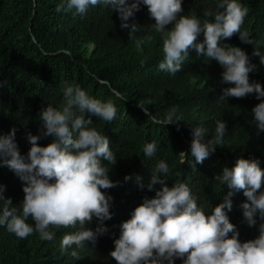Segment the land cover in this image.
Listing matches in <instances>:
<instances>
[{"label": "trees", "instance_id": "trees-1", "mask_svg": "<svg viewBox=\"0 0 264 264\" xmlns=\"http://www.w3.org/2000/svg\"><path fill=\"white\" fill-rule=\"evenodd\" d=\"M220 0H182V15L196 16L201 22L212 21L204 12L220 11ZM248 9L241 26L253 44L242 42L239 33L222 44L239 47L256 69L249 74L250 82L264 86V65L254 56L256 46L264 55V0H237ZM63 5L61 11L57 8ZM141 30L129 39L128 29H121L118 13L110 7H89L83 15L67 9V0H0V134H8L15 127L18 150L25 158L31 148L28 135L41 136V113L49 105L60 108L67 86L80 87L90 97L102 102L111 101L117 109L116 118L105 122L91 117L94 127L110 140V148L117 163L108 165L109 177L119 184L103 190L111 196L112 219L105 220L108 232L98 236L96 243L85 241L82 247L73 245L64 251L60 248L62 237L81 231L79 224L72 228H49L54 239L42 240L34 232L25 239L0 226V264H117L109 253L114 250V239L119 238L120 225L131 218L133 210L144 198H153L161 187L156 184L147 189L152 171L164 161L170 169L169 187L185 183L206 215L224 201L229 189L215 180L223 168H232L238 158L259 159L264 169V132L258 131L252 109L264 100L255 94L244 98L224 97L223 90L234 85L222 83L223 69L211 58L198 55L189 49L188 58L175 75L159 70L163 59L161 34L151 24L146 6L141 5L129 23ZM171 29L172 25L166 26ZM152 36V40L136 47L135 39ZM203 40V36L199 38ZM145 103L152 116L163 119L166 113L177 109L182 122L177 125L155 124L136 106ZM225 121L227 130L224 144L217 146L202 164L191 156L190 143L195 127L208 130L210 139L216 122ZM51 137L41 138L46 146ZM155 143L157 151L146 157L143 148ZM185 152L186 157L180 153ZM102 163L107 165V161ZM192 164H195L193 169ZM164 178V174H160ZM125 176L131 177L125 180ZM142 178L141 188L136 178ZM0 185L5 198L21 212L24 198L23 182L6 166H0ZM261 191H264L262 187ZM232 210L225 211L239 232L243 243L259 236V226L264 223L257 214L256 225L248 226L240 205L246 202L242 192H235ZM33 223L31 218L27 221ZM94 217L87 229L95 230ZM231 235V234H229ZM76 251L78 257L71 252ZM174 264H182L176 259Z\"/></svg>", "mask_w": 264, "mask_h": 264}, {"label": "clouds", "instance_id": "clouds-1", "mask_svg": "<svg viewBox=\"0 0 264 264\" xmlns=\"http://www.w3.org/2000/svg\"><path fill=\"white\" fill-rule=\"evenodd\" d=\"M110 7L118 13L121 29H128L129 39H133L141 30L136 23H129L140 6L147 8L151 28L161 34L163 59L159 70L175 75L182 69L188 58L189 49H195L198 55L214 59L223 69L222 83L234 85L223 90L224 97L244 98L255 94L256 99L264 98V86L250 82L249 74L256 69L250 63L247 54L239 47L222 44L239 33L242 42L253 44L247 33L241 32V26L248 9L237 0H220L218 9L206 10L203 23L196 16L182 15V0H67V9H75L83 15L89 7ZM63 5L57 8L61 11ZM172 25L169 30L166 26ZM203 36L201 41L199 38ZM152 40V36L135 39L136 47ZM254 56L264 65V55L259 46ZM64 103L57 108L49 105L41 113L43 132L41 136L28 135L31 148L25 158L18 150L15 137L17 129L11 128L8 134H0V166H6L23 182L24 198L21 212L17 214L12 201L5 198L0 185V226L25 239L34 232L42 240L51 241L54 235L49 228H69L80 225L81 231L65 234L60 248L64 251L73 245L82 247L85 241L96 243L98 236L108 232L105 220L112 219L110 212L111 196L103 190L116 187L109 177L108 165L117 163L110 148V140L94 127L93 121L85 113L96 116L105 122L116 118L114 104L102 102L90 97L80 87L67 86L63 92ZM136 106L153 123L177 125L182 122L177 109H170L163 119L152 116L145 103L138 101ZM254 123L258 131L264 132V100L254 106ZM227 130L225 121H217L214 135L205 140L208 130L197 126L192 133L190 143L191 156L196 164H202L217 146L224 144ZM51 137L46 146H40L41 138ZM157 151L155 143H147L143 152L152 157ZM186 157L185 152L180 153ZM107 161V165L102 163ZM195 169V164H192ZM160 174H164L161 178ZM131 177L125 176V180ZM168 165L161 161L152 171L147 189L152 191L156 184L161 185L153 198H144L143 202L131 213V218L120 225L119 238L114 239V250L109 255L117 264H174L180 259L182 264H264V223L259 226L256 239L241 242L236 226L230 222L227 211L233 204L231 197L242 192L246 202L240 205L242 215L248 226L256 225V216L264 220V169L259 159L238 158L232 168H223L215 176L220 184L229 191L224 201L206 215L198 207L190 188L185 183H176L169 187ZM137 184L144 188L142 178ZM98 221L95 230L87 229L93 218ZM31 218L33 223L27 221ZM231 234V235H229ZM78 257L76 251L71 252Z\"/></svg>", "mask_w": 264, "mask_h": 264}]
</instances>
